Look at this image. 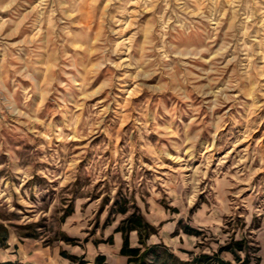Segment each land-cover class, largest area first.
Returning <instances> with one entry per match:
<instances>
[{"label":"rangeland","instance_id":"1","mask_svg":"<svg viewBox=\"0 0 264 264\" xmlns=\"http://www.w3.org/2000/svg\"><path fill=\"white\" fill-rule=\"evenodd\" d=\"M132 213L146 264H264V0H0V263L94 264Z\"/></svg>","mask_w":264,"mask_h":264},{"label":"trees","instance_id":"2","mask_svg":"<svg viewBox=\"0 0 264 264\" xmlns=\"http://www.w3.org/2000/svg\"><path fill=\"white\" fill-rule=\"evenodd\" d=\"M122 214H125L126 211L122 210ZM152 231V227L144 220V218L139 215L132 213L128 218L124 219L121 225L115 230L116 233H121L122 236V246L120 249V255L127 258L128 264H146V259L148 257L155 258L157 246H146L145 241L150 236ZM136 232L139 238L140 247H131L129 244L130 234ZM145 232V235H143ZM238 251H242L240 243H237ZM229 251L234 254V259L236 262L240 264H250L249 259L245 258L241 260L238 255L234 253L232 249ZM162 257H157L156 263L157 264H211V262L215 261L216 264H227L224 261H220L219 258L216 256L215 258L208 257L206 255H201L200 257L193 258L190 261H181L178 260L173 254L166 253L164 258L159 259ZM257 264L259 259L256 260ZM0 264H20V263H0ZM94 264H107L105 261L104 256L96 257Z\"/></svg>","mask_w":264,"mask_h":264},{"label":"crops","instance_id":"3","mask_svg":"<svg viewBox=\"0 0 264 264\" xmlns=\"http://www.w3.org/2000/svg\"><path fill=\"white\" fill-rule=\"evenodd\" d=\"M121 247L116 250V254L114 253H101L104 256L107 264H128L127 258L120 255ZM114 256V257H113ZM116 257V258H115Z\"/></svg>","mask_w":264,"mask_h":264}]
</instances>
